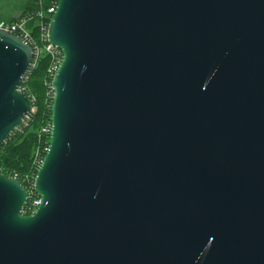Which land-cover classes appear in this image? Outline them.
Masks as SVG:
<instances>
[{
  "label": "water",
  "instance_id": "95a60500",
  "mask_svg": "<svg viewBox=\"0 0 264 264\" xmlns=\"http://www.w3.org/2000/svg\"><path fill=\"white\" fill-rule=\"evenodd\" d=\"M51 137L0 172V264H264V0H59ZM33 49L0 29V145Z\"/></svg>",
  "mask_w": 264,
  "mask_h": 264
},
{
  "label": "trees",
  "instance_id": "16d2710c",
  "mask_svg": "<svg viewBox=\"0 0 264 264\" xmlns=\"http://www.w3.org/2000/svg\"><path fill=\"white\" fill-rule=\"evenodd\" d=\"M39 10L36 0H22L21 6L14 10H8L5 15L0 17V22L13 23L22 17L31 15L33 18L30 27H36L40 22ZM15 12H19V15L13 16ZM49 64V56H43L38 67L31 70L26 81L21 84V86L27 87L28 93L33 94L36 98L34 104L36 112L29 125L18 128L0 145V172L16 177L27 188L29 185L26 184L25 178H36L37 175L38 170L35 164L37 151L39 150V159L45 158L50 144L51 134L45 131L52 124L53 99L47 85L50 81ZM34 197L40 199L36 192ZM33 208V201L29 198L24 209L26 215H30Z\"/></svg>",
  "mask_w": 264,
  "mask_h": 264
},
{
  "label": "built area",
  "instance_id": "2783aa9c",
  "mask_svg": "<svg viewBox=\"0 0 264 264\" xmlns=\"http://www.w3.org/2000/svg\"><path fill=\"white\" fill-rule=\"evenodd\" d=\"M36 2H37V6L40 9L38 13V16L40 17V22L38 26L30 27L33 16L27 15L13 23H7L3 21L0 22V29L14 33L17 36L23 38L28 44H30V46L33 49V58H32L29 72H31V70L38 67L39 62L43 56L45 55L49 56L50 64L48 68V73L50 76V81L47 83V85L50 88L49 94H51L52 99H53L54 93H53V88H52V82H53V79L59 67L61 66L64 56H63V51L58 46L53 45L49 41L48 33H49L50 22L57 10L59 0H36ZM29 72L26 75L24 81H26V79L28 78ZM19 90L20 92L25 93L28 96L32 104L31 112L29 115L25 117L23 121V125H22L23 127H27L32 119V116L36 112V107L34 106L36 102V98L33 94L28 93V88L25 86H20ZM45 131L51 134V125L47 129H45ZM43 160L44 158L39 159V150H38L36 153V158H35V164H36L37 170L40 168ZM33 178L34 180H32ZM35 179H36L35 177L25 178L26 184L29 185L28 188L25 186L28 192V197L31 198L33 201L34 208H33L32 213L36 211V209L41 203V198L39 199V198L34 197V193L36 192L35 191ZM23 214L26 215V212L24 211Z\"/></svg>",
  "mask_w": 264,
  "mask_h": 264
},
{
  "label": "rangeland",
  "instance_id": "374dc122",
  "mask_svg": "<svg viewBox=\"0 0 264 264\" xmlns=\"http://www.w3.org/2000/svg\"><path fill=\"white\" fill-rule=\"evenodd\" d=\"M22 0H0V17L5 15L8 10H14L21 6ZM19 12L13 13V16H18Z\"/></svg>",
  "mask_w": 264,
  "mask_h": 264
}]
</instances>
